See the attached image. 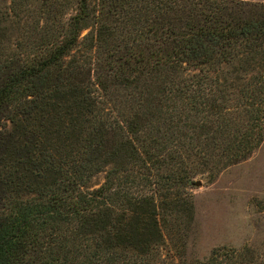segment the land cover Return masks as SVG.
Listing matches in <instances>:
<instances>
[{"label": "trees", "instance_id": "1", "mask_svg": "<svg viewBox=\"0 0 264 264\" xmlns=\"http://www.w3.org/2000/svg\"><path fill=\"white\" fill-rule=\"evenodd\" d=\"M11 19L0 264H151L157 197L246 160L264 138V3L8 0L0 40ZM194 264L255 259L215 249Z\"/></svg>", "mask_w": 264, "mask_h": 264}, {"label": "rangeland", "instance_id": "2", "mask_svg": "<svg viewBox=\"0 0 264 264\" xmlns=\"http://www.w3.org/2000/svg\"><path fill=\"white\" fill-rule=\"evenodd\" d=\"M7 4L8 0H0V10ZM1 26L6 28L5 32L1 28V43L13 42L14 20ZM104 176L96 175L90 186L102 184ZM168 198L157 197L163 239L151 264H194L215 249L251 250L255 264H264V138L246 160L224 169H206L180 195Z\"/></svg>", "mask_w": 264, "mask_h": 264}, {"label": "water", "instance_id": "3", "mask_svg": "<svg viewBox=\"0 0 264 264\" xmlns=\"http://www.w3.org/2000/svg\"><path fill=\"white\" fill-rule=\"evenodd\" d=\"M195 185H196V186H199V185H200V182H196Z\"/></svg>", "mask_w": 264, "mask_h": 264}]
</instances>
